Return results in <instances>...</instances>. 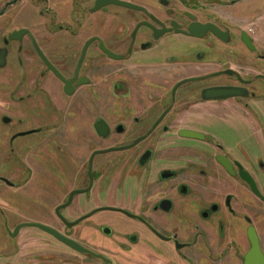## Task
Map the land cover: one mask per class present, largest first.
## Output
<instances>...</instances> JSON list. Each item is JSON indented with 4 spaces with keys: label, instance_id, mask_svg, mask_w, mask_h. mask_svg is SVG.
I'll return each instance as SVG.
<instances>
[{
    "label": "flooded vegetation",
    "instance_id": "af4514ba",
    "mask_svg": "<svg viewBox=\"0 0 264 264\" xmlns=\"http://www.w3.org/2000/svg\"><path fill=\"white\" fill-rule=\"evenodd\" d=\"M4 189L0 264L264 253V0H0Z\"/></svg>",
    "mask_w": 264,
    "mask_h": 264
},
{
    "label": "water",
    "instance_id": "95a60500",
    "mask_svg": "<svg viewBox=\"0 0 264 264\" xmlns=\"http://www.w3.org/2000/svg\"><path fill=\"white\" fill-rule=\"evenodd\" d=\"M253 247L245 257V264H264V253L257 236H252Z\"/></svg>",
    "mask_w": 264,
    "mask_h": 264
},
{
    "label": "rangeland",
    "instance_id": "374dc122",
    "mask_svg": "<svg viewBox=\"0 0 264 264\" xmlns=\"http://www.w3.org/2000/svg\"><path fill=\"white\" fill-rule=\"evenodd\" d=\"M5 190V191H4ZM3 191H1L0 190V195L2 196L3 195V193L5 194V195H7L8 194V189H4ZM7 190V191H6ZM20 220H22V219H20ZM18 221V220H17ZM0 225H1V223H0ZM263 238H264V236H263Z\"/></svg>",
    "mask_w": 264,
    "mask_h": 264
}]
</instances>
